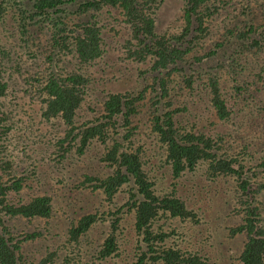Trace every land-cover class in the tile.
Instances as JSON below:
<instances>
[{"label":"trees","instance_id":"obj_1","mask_svg":"<svg viewBox=\"0 0 264 264\" xmlns=\"http://www.w3.org/2000/svg\"><path fill=\"white\" fill-rule=\"evenodd\" d=\"M163 2L0 0V24L15 22L12 30L28 46L38 40L35 49L25 45V59L23 53L12 59L0 36V264H85L80 258L83 243L93 248L92 264L94 259L98 264H210L212 258L165 246L166 238L176 234L173 220L200 224L199 215L190 205L206 195L209 185L216 186L220 197L225 195L232 202V213L239 216V222L227 228L230 238L240 236L244 240L235 264H264V211L257 206L264 193V151L254 157L255 143L247 142L250 146L232 152V129L241 128L244 122L234 121L236 112L228 105L221 84L225 71L233 94L264 85V66L255 70L242 63V56L248 62L247 55L256 61L264 56V18L263 24L256 25L249 5L234 14L230 11L232 0H183L181 31L160 34L157 15ZM233 16L245 19L232 22ZM108 19L127 27L128 37L121 45L123 55L116 59L110 58L104 36L107 29L103 23ZM131 63L145 65L138 70L131 91L111 92L102 83L106 78L93 77L99 70L105 73L106 67H119L120 73L122 69L128 73ZM30 70H37L41 80L37 81L40 89L36 93L28 90L32 102H39L41 120L61 122L59 132L63 135L52 144L51 155L71 164L80 162L74 171L80 185L65 186L71 195L68 205L75 206L71 210L76 213L72 187L79 194L100 195L106 204L105 210L92 213H84L83 208L82 216L71 221L67 240L54 250L47 247L37 262L26 259L23 246L38 240L42 233L15 235L9 221L41 218L48 223L54 214L53 199L40 196L17 206L10 194H19L28 180L39 183L40 176L29 171L12 179L7 176L15 162L10 160L6 139L12 130L23 127H18L20 120L5 104L11 96L9 88L19 79L16 75L23 80ZM248 73L254 77L242 84ZM25 81L28 85L32 81L30 88L37 86L34 77ZM99 91L103 97L96 100L101 104L94 105L90 120L82 121L79 113L85 102ZM196 97L207 99L208 106L204 115L192 122L188 105H194ZM140 115L149 123L146 134L139 130L141 122L136 124ZM211 117L216 128L220 124L232 128L227 132L197 129L201 120ZM142 135L151 142L146 137L143 141ZM75 147L77 150L72 151ZM98 148V161L107 173L95 167L96 160L91 158L87 164L81 163L97 154ZM149 152L156 155L159 168L170 176L169 189H159L158 177L145 169L144 157ZM196 176L204 179L196 184L190 180ZM121 195L127 200L120 205ZM126 221L132 222L131 242L124 238ZM98 227L104 239L94 244L89 234ZM212 238L209 234L205 240ZM122 245L127 246L129 254L122 251Z\"/></svg>","mask_w":264,"mask_h":264},{"label":"rangeland","instance_id":"obj_2","mask_svg":"<svg viewBox=\"0 0 264 264\" xmlns=\"http://www.w3.org/2000/svg\"><path fill=\"white\" fill-rule=\"evenodd\" d=\"M247 1L248 0H232L230 11L234 12V14H238L242 8L249 5L251 10L254 12L253 17L255 18L256 16L257 18L255 19V24H263L261 20L264 18V0H250L249 3ZM182 6L183 0H164L157 15L158 33L174 35L175 33L181 31L183 26ZM244 19L245 18L243 16H233L232 22H240ZM220 22L221 19L217 21L218 24ZM103 24H106L105 28L107 29L104 32V36L107 41L109 56L111 59H116L117 56L123 55L121 45H123L124 41L127 40V27L121 22H115L110 19H108V22L105 21ZM0 25L1 40L8 50H10L11 58L16 59L23 53L22 57L25 59V56L28 53L27 47L25 46L27 43H22L23 41L20 36L16 35L12 30V27L16 26L15 22L9 21ZM41 38L42 41H45L43 36ZM39 41H41V39ZM34 43H38V40L35 39V42H29V46H27H32V49H35L36 47ZM247 56L249 57V62L246 60V57L242 56V63L250 64V69L256 70L258 69L257 66H264V56L258 61H256L257 59L252 57V55ZM68 67H70V65H68ZM143 67H145V65H136L131 63L128 65V73H125L124 69H122V72L120 73L118 71L119 67L114 69L106 67L104 69L105 73L99 70L96 75H92L93 77L97 76V78H106V81L102 83L105 88L111 92L125 93L133 90L132 88L136 84L135 77L137 76V72L138 70H143ZM95 68L99 69L97 67ZM37 72V70H30L29 73L23 75V80L20 76L16 75L19 79L17 78V84L14 87L9 88V96H11L10 98H7L8 100H6L7 103L5 104L8 109H12L14 111V116L20 120L17 123L18 127H23L22 130H12L8 139H6V141H8V154L10 155V160L15 162L13 168H11L7 176L12 179L14 177L22 176L26 171H29L32 175L33 172L38 173L40 176L39 183L31 182L30 180L26 181L20 193H11L10 199H12V202L17 206L28 203L33 198L40 196H50L54 202V214L48 223L46 220L41 218H33L31 220L17 218L9 221V223H12L13 225L12 232L15 235L33 232L42 233V236L38 238V240L35 242L28 241L23 246L24 255L30 262L40 261L44 256L43 254L45 253L47 247L54 250L58 245L67 240L66 231L72 225V220L77 221V218L82 216L83 213L81 210L83 208L85 210L84 213L88 211L90 213L96 212L97 210L102 211L106 208V204L103 202L102 196H92L87 195V193L79 194L74 191L73 187L70 188V190L74 193L76 199V213H73L71 210L75 206L70 207L68 205L70 202L69 197L71 195L69 194L68 188L65 186H68L67 183L71 184V186L75 184L80 185L79 177L74 175V171L77 169L80 162L71 164L68 160L66 161V159L62 161L60 158H56V155H51L54 150L52 144L57 141L56 138L58 136L63 135L59 132L62 127L59 125V123H61L60 121H54V124H48L41 120V117L39 116L40 110L38 108L39 102L37 99L33 102L30 99L32 93L31 91L36 93L37 89H40V83L37 82L40 78L38 77ZM29 77L32 79L34 77L36 80L37 86H35V88H30L29 86L32 84L33 80L30 81L29 85L26 83L25 80ZM253 77V74L248 73V77L245 78L242 84L249 81ZM221 84L222 92L227 95L226 99L228 101V105L236 112V115L233 116L234 121L236 124L241 120L244 122L241 128L238 129L234 126L232 129L233 134L231 135L233 138L230 140L231 144H229L232 152H241L245 145L250 146L247 142H251V144L254 142L255 144H253V151L251 154L254 157L261 156L264 151V85L262 84V88L259 87V89L257 87H251L249 91L242 90L239 94H233L235 90L232 89V82L229 75L225 71L221 73ZM246 87L248 88V86ZM28 90H31L29 94ZM101 92L102 91L96 92L94 99H88L85 102L79 113V116L82 117V121L90 120L94 115V105L101 104L100 100L103 97ZM230 93H232L231 97H229ZM96 98L100 100H96ZM188 106L193 113V117L188 116V118L190 117V120L195 122L194 120L200 115H204V111L208 106V100L196 97V103ZM209 120H201L197 129L205 130L207 132H214V130L219 129L227 132L232 126H223L220 124V128H216L212 124L213 118L211 117ZM138 122H141L139 129L140 132L144 134L148 133L149 123H147L146 116H138L136 118V124ZM145 137L148 142H151V139L149 140L146 135H142L143 141H145ZM76 150L77 149L75 147L72 151ZM39 152H42V154ZM100 156L101 149L98 148L97 154L85 157L81 163L87 164V162H90L89 159L91 158L92 161L96 160L95 167H98L103 173H107L105 165L100 164L98 161ZM49 158H52V160ZM144 162L145 169L151 170L152 173L158 177L159 181L157 187L159 189L162 187L169 189L171 186V178L166 172H163L159 168L156 155L153 152L147 153L144 157ZM104 168L106 170H104ZM7 176L5 177V180H7ZM70 177L74 179L71 180ZM191 179L197 184L204 178L196 176L195 178H190V180ZM182 182L184 184H191V182L184 180H182ZM80 189L82 192V184ZM207 189L208 191H206V195H203L196 205H190V207L194 208L196 213L199 215L200 224L193 225L189 222L182 223L178 219L173 220L172 230H175L176 234L173 237L169 236L168 239L166 238L165 246L167 248L182 249L186 252H197L204 257L207 256L212 258V260H210V264H235V257L243 247L244 240L243 237L240 236L230 238V233L227 228L239 222V216L232 213V202L227 201L225 195L220 197L221 192L216 191V186L209 185ZM126 200L125 195H121L118 202L121 205ZM260 200L261 203L260 205L257 203V206L262 212L264 211V193L260 197ZM69 216L73 218L69 219ZM3 217L7 221L9 220L6 215H3ZM127 221L124 224V238L128 242H131L134 238L129 235V232L132 230V222ZM46 227L47 231L45 230ZM164 228L166 231L168 230L167 226H164ZM209 234H213V238L205 240ZM89 239L92 240L94 244L101 242L104 239L102 230L99 227L94 229L90 232ZM122 251L128 254L130 253L126 245H122ZM58 252L63 255L62 252ZM92 252L93 248H91L90 245H86L84 243L82 244V253L80 258L83 263L92 264ZM93 261V264H98L97 260L94 259Z\"/></svg>","mask_w":264,"mask_h":264}]
</instances>
